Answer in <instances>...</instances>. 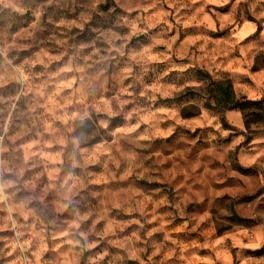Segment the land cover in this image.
Listing matches in <instances>:
<instances>
[{"label": "rangeland", "instance_id": "obj_1", "mask_svg": "<svg viewBox=\"0 0 264 264\" xmlns=\"http://www.w3.org/2000/svg\"><path fill=\"white\" fill-rule=\"evenodd\" d=\"M0 264H264V0H0Z\"/></svg>", "mask_w": 264, "mask_h": 264}, {"label": "trees", "instance_id": "obj_2", "mask_svg": "<svg viewBox=\"0 0 264 264\" xmlns=\"http://www.w3.org/2000/svg\"><path fill=\"white\" fill-rule=\"evenodd\" d=\"M242 100H243V102H242ZM261 101H262L261 99L260 100H254V101L246 100L243 97L238 98L237 100H233V97L228 90L225 100H223V101L219 100L216 103L215 107H220L223 111L232 110V109H236V108H240V109L242 108L243 109L244 107H248V106H256L257 107L260 105ZM237 169L243 173H250L251 172L250 168L238 167ZM234 218L237 220H240V221H244L235 215H234Z\"/></svg>", "mask_w": 264, "mask_h": 264}]
</instances>
